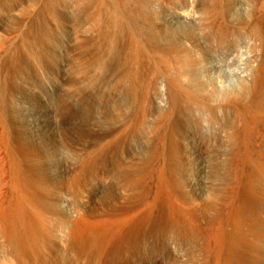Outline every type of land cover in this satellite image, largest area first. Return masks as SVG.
Masks as SVG:
<instances>
[{
    "label": "rangeland",
    "instance_id": "374dc122",
    "mask_svg": "<svg viewBox=\"0 0 264 264\" xmlns=\"http://www.w3.org/2000/svg\"><path fill=\"white\" fill-rule=\"evenodd\" d=\"M73 1L75 0H62L60 1L61 6L58 2L60 8H67V10H63L65 15L70 12L68 13V15L70 14L69 16L62 15L64 17L59 23L55 22L51 15H46L45 13L43 14L44 16L39 15L40 19L38 16L35 18L33 16V19L37 22L30 19L32 16L30 18L27 17L28 19H22V17L20 23L17 24L18 27L14 22L18 20L16 16H0V29L7 25L17 28L1 52L0 63L7 58L6 55L9 58L16 51H21L24 57L23 62L25 63L22 72L16 73L17 75L13 76V78L10 77V80L12 78L13 81H9V83H13L14 86L11 85L14 91L16 88L15 94L11 96L12 99L10 98V101L9 99H7L8 101L3 99L6 98L5 85H10L7 82L9 77L8 79L5 78L7 77L6 74L2 71L0 72V107H8V111L18 119L19 127L17 128V133L20 132L18 134L20 140H25L28 145L31 147L33 145L38 151L39 159L41 160L39 164L41 167H39L40 175L42 174L44 178L46 177L45 179L47 180L45 182L54 183L55 186L52 189L60 190L59 185L64 181L67 173L75 171L81 159L92 154L93 150L99 147L98 144L101 145V136H106L107 133L112 135V131L117 132L115 129H124V132L125 128H128L126 133H123L124 138L122 137L119 149H117V153L113 157L109 170L107 169L108 172L105 171L103 176L102 174H98L97 177L91 175L93 177L88 180L90 183L87 181L89 183L88 187H86L87 196L90 197L92 205L100 207L101 198H104L110 204L112 211H107L106 209L88 211L89 213H86L87 216H85L86 214L84 215L85 220L92 225H97L107 221H118L121 219L120 217H126L128 220L133 218L131 221L138 224L143 217H146L147 222L142 228L143 235L139 241L140 243L138 242L139 245L137 244L136 254L133 255L135 258H133L131 264H253L250 257H248L247 246L236 248L235 244H239L241 240L251 243L253 240L251 238L254 236L253 231L261 230L262 232V228H264V183L260 180L253 167L254 162L260 156L264 157V108L260 107L262 92L256 82L261 75V67L264 65V13L254 15L255 17L252 16V6L258 0H227L228 2L230 1L231 9L229 14L223 16L219 13L217 19H215L216 21L213 18L203 16L204 18H201L202 23L199 25L200 29L197 30L200 48L194 52V60L203 62V59L207 57L209 58L208 61L219 63L222 66L225 65L227 68L223 67L221 70L214 71L208 69V66H203L200 63L201 61H199L201 65L195 66L197 69L195 72H198L195 78L205 86L203 94L205 95L208 92L206 96L214 94L213 87H211L212 84L216 85L220 84L219 82H226L228 78L234 79L235 85L240 90L239 95H241L237 98L238 104L234 106L233 112L235 115L231 113L229 118L221 114L216 117L211 116L212 114L208 113L207 107H215L217 109L220 103L216 98L214 100L211 98L212 102L209 100L207 106L204 105L206 104L205 102L197 107L184 103L181 107H175L173 114L174 124H169V127L164 126L165 129L162 127L160 129L161 132H158H163L162 134L165 135L160 138L162 140V137L163 139L165 137L162 140L163 142L158 140L160 134L158 135L157 133L159 137H156L157 135L155 136L151 129L153 128L152 116H148L142 121L143 125L140 123L138 126L140 129L137 126V128H133L134 125L138 124H133L135 123L133 117L136 114V109H134L135 103L131 96V85L126 88L127 85L125 83L129 82V80L125 81V78L122 79V74L119 75L120 73L117 70L120 65L122 66L124 54L129 48L130 35L128 34L127 26H122L121 30L119 29V38L116 42L117 45L115 44V59L113 57H111L113 58L112 60L109 58L110 62L107 59V65L110 64V68L105 65L107 67L102 72V70L98 69L96 71L92 67L95 71L93 69L91 71L86 65L87 63L84 64L87 68L82 66L87 58L84 57L86 55L81 51L83 48L82 41H86L88 37L96 38L97 35H93L96 33H93L90 18L85 13V11L90 13L89 8L84 7L89 6L87 2L85 0ZM79 1L81 3L82 1L84 2L81 4ZM144 1L140 8L141 10H138V14L143 18L142 21L144 17H147L149 22L143 21L141 22L142 24L139 23L141 25L135 28V30H140L137 31L142 34L144 45L148 44L147 46H149L152 41L160 42L161 40V44H156L160 48H165L169 46L165 40L169 33L175 37L187 34L189 28L176 26L170 28L171 26L168 22L171 16L179 13L182 5L189 4L192 0ZM196 1L200 2L201 0ZM202 1L209 3L210 0ZM221 1L225 2V0ZM42 3L39 4V7ZM81 6L84 9L79 12L78 10H80ZM73 7L75 10H73ZM72 10L74 12L77 10L78 14L73 13ZM79 13H84L85 16H83L84 14L78 16ZM244 15H251L253 21H257V25L261 26L263 33L260 31L259 38L240 28L239 22L241 20L239 18L242 19ZM221 17L223 18L222 20L220 19ZM207 18L208 20H205ZM219 21L223 23L220 24ZM34 22L39 25H37L39 29L35 27L36 24ZM223 24L224 26L226 25L229 33L226 35L227 37L220 38L218 30L219 26H223ZM157 27L159 32L155 33L154 31L158 29ZM258 28L260 29V27ZM31 29L34 32L36 30H38L36 31L37 33L40 32L41 38L39 37V39H42L41 41H49L45 42L46 45L47 43L49 45V48L45 51L47 53L41 52L45 56L38 52L40 50L37 51L41 57L43 56L48 61L44 59L45 61L43 62V57L40 60L39 56V62L37 60L38 55L34 56L27 52L29 51L28 48L23 47L25 44L24 39ZM162 29L163 31L160 33ZM151 30L154 31L152 32ZM148 31L152 32L151 37L148 35L150 34ZM153 33L154 35H152ZM148 37H150V43H148ZM153 37L156 39L151 41ZM95 38H93L94 41L98 37ZM99 39H97L100 42L98 44L97 40L95 41L96 43L91 41L92 47L90 49L95 50L97 46L99 47V44L103 42ZM162 40L164 43H162ZM102 45L105 46L102 43L100 49ZM97 48L96 51L92 50V52H100ZM105 53L103 50L101 55L104 54L105 56ZM255 53L258 56V59H256V56L253 58L257 60V62L255 61L256 63L252 62L253 59L249 60L251 55H255ZM224 56L228 59L226 63L218 61ZM77 59L80 60L78 61ZM81 68L82 71H84V68L90 70H88L89 72L86 71L88 74H85L79 71ZM111 68L116 70L113 72ZM224 70L226 72H223ZM58 71L60 72L58 73ZM61 73L66 79L60 76ZM118 76L120 77L119 80L117 79ZM156 77L154 78L157 82L154 84L155 88L153 85L152 88L154 89H151L150 100L148 101L149 110L152 109V112L156 114H165L173 109L174 105L166 89V84L161 79L163 78L162 75H157ZM120 79L124 81L122 82ZM182 79L185 80L184 78ZM183 80L182 82L186 84V81ZM128 82L127 84L130 83ZM162 86H165L164 90H160ZM128 88L130 92L127 91ZM206 89L208 90L206 91ZM210 91L213 93L210 94ZM199 94L202 93L200 92ZM66 106L68 110H70V107L76 110H74V113L77 112V116H75L76 114L73 115L80 121L78 123L74 117L76 124L82 122L83 124L81 123V125H84L85 121L86 125L89 126V129L87 128L89 130V133L87 132L88 136L91 137V140H86L89 139L86 137L80 140L74 134L73 142L78 143V145L75 143L76 146H74L73 143H70V146L73 144L71 149L66 144L72 141V136H70L71 140L69 141L67 139L69 136L67 137L65 133L61 132L62 130L58 129L59 126H56L58 124L57 121L59 122L61 118L60 112L63 113L62 108H64V111ZM60 107L61 109H59ZM72 109L70 111L73 113ZM131 112L134 116H132ZM233 115L236 119L233 118ZM239 116L240 119H237ZM30 118L32 123L34 120H38L39 124L34 127L27 126L26 123ZM129 119L133 122L130 123ZM226 120L228 121L226 122ZM230 121L232 124H230ZM127 122L131 125H128ZM226 123L228 124L226 125ZM86 125L84 126L87 127ZM3 131L4 129L0 124V200H2L0 201V206L2 205L1 203H4L1 206L2 209L6 205L8 198L10 199L11 197L8 192L9 179L7 173L8 164L11 160L9 157L11 156H9V152L7 153L8 148L5 149L3 144ZM90 132L91 135L93 132L94 137L89 135ZM68 135H71V132ZM229 135L230 139L228 138ZM173 136L176 138V150L178 153L175 159L172 150H170L171 147L169 148L170 145L168 146L169 142H166ZM154 139L158 141H154ZM65 141L69 142L64 144ZM155 146H158V148L161 146L159 148L161 151ZM153 151L159 152V154L155 155ZM151 156L155 157L152 158ZM118 164L123 168H121L122 170L118 168ZM124 167L128 168V170L125 169V171L127 170L126 172H124ZM132 168L136 173H138V168L140 169L142 192L143 196H146L147 202L145 205L141 202L142 195L138 199L129 200L130 190L127 186H124L125 184L123 185L124 182L122 180L120 182L122 175L129 172V169L132 170ZM160 180L162 182L165 181V185L168 181L176 183L179 190L184 194L185 200L178 198L166 186H160ZM230 184L233 185V196L229 202L225 201L223 203L225 206L224 214L221 217H215L203 205L210 200L214 193H219L223 188L228 189ZM48 185L50 184L48 183ZM56 185H58L57 188ZM60 191H57L59 194L55 193V197L58 196L57 200H55L56 206L59 204L57 207H60V209L58 210L62 212L59 213L69 216L71 219L75 218V209H73L75 207L73 203L75 202L72 203L71 197L66 195L67 193L64 194L65 191ZM124 205L128 207L121 209ZM251 229L254 230L251 231ZM60 238L62 237L60 236ZM132 251V254L135 253L134 250ZM4 252L0 240V256L5 255ZM54 253L57 254L58 251ZM2 256L0 264H15L13 261H4L5 256Z\"/></svg>",
    "mask_w": 264,
    "mask_h": 264
},
{
    "label": "bare ground",
    "instance_id": "6f19581e",
    "mask_svg": "<svg viewBox=\"0 0 264 264\" xmlns=\"http://www.w3.org/2000/svg\"><path fill=\"white\" fill-rule=\"evenodd\" d=\"M60 1L62 0H0V16H7V15L16 16L18 20L17 22L16 21L14 22L17 25L20 23V19L22 17H23L22 19H28L27 17L30 18L32 16V18L30 19L35 20L33 19V16L35 18L36 16L39 17V15L41 16L46 13V15L47 14L51 15V17L54 18L55 22L59 23L61 19L64 17V16L62 17V15H65V11H63L65 8L62 9L58 6V2H59V5L61 4ZM88 1L85 0V2H87V5L89 6L88 7L84 6V7H86L87 9L89 8L90 13L85 11L87 9H85L84 11L85 13H87V16L90 18V21H91L90 24L92 25V29L94 32L92 30L91 31L93 33H96L93 35H97V37L103 41L102 43L105 44V46L102 45V47L104 46L103 50L106 53H105V56L104 54L101 55L103 53V50L101 51L102 47L100 49V45L102 43L99 44V47L96 44H94L98 47L96 48L100 50V52L97 51L99 52V54H97V52H92V50L94 49H90V48L92 47L91 43L94 41L93 38L95 37L93 38L88 37L86 41H82L83 43L81 42L83 44V48L81 47L82 48L81 51H83V54L86 55L84 57L85 58L87 57L86 59L83 57V59L86 60V62L83 60L84 61L83 65L81 63L83 67L87 68L86 65H88V68H90L91 71L92 69L94 71L95 69L96 71L100 69V71L102 70V72L105 71L104 69L107 66H108L107 68H110L109 66L110 64L107 65L108 64L107 62L108 60L110 62L109 58L111 57L114 58L116 54L115 46L117 45L116 42L118 41L117 39L119 38L118 37L119 29L122 26H127L129 30L128 31V34L130 35V40L128 43L129 48L126 50V54H124L125 57L123 56L124 59L122 61L123 63L122 66L120 65L121 67L120 66L118 67L117 65L119 69H117L116 67L115 68L118 70L120 74L118 72L116 73H118L119 75L122 74L121 75L123 76L122 79L125 78V81L127 79L129 80L130 83L127 81L129 84H127V82L125 83L127 85V86L125 85L126 88L128 87V85H131L130 91H132L131 96L135 103L134 109H136V112H135L136 114H134L135 116L133 115L132 112L134 111H132L131 113H132V116H134L133 121L135 123L133 124H138V125H134V127L132 126L134 129L137 128L140 125V123L142 124V121H144L148 116H152V127L153 128L151 129L153 130L156 136L162 127L164 128V126L166 127L169 124L170 125L174 124L173 114L175 112V107L177 106L181 107L182 105H184V103L192 104L197 107L198 105L201 106V104H204V102L206 103L204 105L207 106V103L209 102V100L210 102H212L211 98H213V100L216 98V100H218V102L220 103V106L218 107L219 109L218 108L216 109L215 107H212V108L207 107L208 113L210 115L212 114L211 116L216 117L221 114V115H226L229 118L231 116V113L234 114L233 112L235 108L234 106L238 104L239 102V101L237 102L238 100L237 98L241 96L239 95L240 90L237 88V86L234 83V79H229L227 77L228 79L225 78L227 80L226 82H223V83L219 82L220 84H216V85L209 84L211 85V87H213L214 94H212L213 92L210 91L211 92L210 94L212 95L210 96L208 94L206 96L208 92L205 95L203 94V92H205V86L201 82L197 81L195 78V76L198 75V72H195L197 70L195 66L201 65L200 63H202L203 66H208L207 67L208 69L214 70V71L221 70L223 67L224 68H227V67H225V65L222 66L219 63L210 62L208 61L209 58L207 57H206L207 60L203 59V62L199 60L201 61L200 63L198 60L197 61L194 60L195 59L194 52L200 48L199 46L200 39L199 37L197 38L198 36L197 30L200 29L199 25L200 23H202L201 18L203 16L205 17L207 16L215 20L217 19L219 13H221L223 16L228 15L231 9L229 5L230 1L228 2L227 0H225V2H222L221 0H218V1L210 0L208 3L202 0L200 2H197L196 0H192L189 4L182 5L179 9V13H177L174 16H171L169 18L168 23H170V26H171L170 28H174V26L182 27V28L187 27L189 28L188 32L187 34L181 37L172 36L170 33L169 35L167 34L168 36L166 37L165 40L169 46L165 48L164 47L160 48L158 44H156V43L161 44V40L160 42L152 41V39H156L154 37L151 38V41H152L151 43L152 45L150 44L151 46L150 45L147 46L148 44L144 45L142 41L143 39L142 34L139 33L140 30L139 29L135 30L137 26L142 24L141 22L143 21L149 22L148 21L149 19L147 17H144V20L142 21L143 18H141L138 14V10L142 7L143 2H145L144 0H88ZM41 2H43L42 3L43 6L40 5V7L42 6L40 8L39 4ZM83 2L84 1H82V3ZM82 7L83 6H81V8L79 7L80 10L78 9L77 10L80 12L81 10L84 9ZM252 9H253L252 16L260 14L262 12L264 13V0H258V2L254 3V5L252 6ZM65 10H67V8ZM73 10H75V8ZM77 10L76 12L73 11V13L78 14ZM68 13L70 12H67L66 15H68ZM82 14L79 13L78 16ZM83 16H85V14ZM252 16L251 15L249 16L244 15V17L241 16L242 19L239 18L241 20L239 22L241 27L240 26L239 27L242 30L244 29L245 32L247 31L251 35L253 34L254 37L258 36L259 38V34H261L262 32L261 26H258L259 24L257 25V21H253ZM222 17L220 18L221 20L223 19ZM39 19L37 18V20ZM205 20H208V18ZM219 23L222 24L223 22L219 21ZM224 24L223 26L222 25L219 26L218 31H219L220 38H224L229 33L226 28V25L224 26ZM37 25L38 24H36L35 27H37ZM258 27H260V29ZM16 29L17 28L15 26H8V25L3 26L0 29V55L3 49L5 48V45L8 39H10L12 35L16 32ZM33 29H31L32 31L30 30L29 34L26 35L24 39L25 44L23 47L28 48L29 51L27 52H30L34 56L38 55L37 58L40 56L39 53L45 56L44 54L47 53L45 51L47 48H49L48 43L46 45L45 42H49V41H44V42L41 41L42 39H39V37L41 38L40 32L37 33L36 31L38 30L34 32ZM37 29L39 28L37 27ZM123 31H120V32H123ZM162 31L163 29L160 31V33ZM152 32L148 31V33L150 34L148 33L147 34L151 37ZM154 32L158 33L159 28L155 29ZM93 35H89V36H93ZM152 35H154V33ZM150 37H148L149 39L148 43H150L149 42ZM163 40H162V43H164ZM95 41L94 43H96ZM221 41H218V42H221ZM98 42L99 41L97 40V44ZM94 45L93 47H95ZM96 48L94 51H96ZM41 52L43 53L45 52V53L42 54ZM6 56L7 58H5V60L0 63V72L1 71L4 72L7 76L5 78L8 79L9 77V80L7 81L8 84L13 85V83H9V81L10 82L13 81L12 78L13 76L17 75L16 73L23 71L22 69L23 67H25L24 66L25 63L23 62L24 57L21 51L14 52L13 55H11L9 58H8V55ZM255 56H256V53L255 55L252 54L251 55L252 58L250 57L249 60H252ZM42 57L40 56V60H42L41 59ZM78 58L80 57L78 56ZM113 58H111V60ZM44 59L45 58L43 57V62L47 60V59L45 60ZM256 59H258V56H256ZM37 60L40 62L39 58ZM227 60L228 59L224 56L221 60H218V61L226 63ZM253 60L252 62H255V61L257 62V60H254V61ZM0 61H1V56H0ZM22 63L24 64L22 65ZM84 64L86 65L84 66ZM92 67H94L95 69ZM85 68H84V71H82V68L79 71H82L83 73L88 74L86 73V71L89 72L88 70L90 69L87 70ZM115 70L112 69L113 72ZM260 71H261V75L258 77L256 82H257L258 88L261 89V92H262V98H261L262 101L260 103V107L264 108V65L261 67ZM59 72L60 71H58V73ZM223 72H226V70H224ZM76 73L78 74V72ZM157 75L158 76L162 75L163 78L161 79H163V81L165 82L166 89L169 92V95L171 96V100L174 105L173 109H171L169 112L165 114H156L152 112L153 111L152 109L149 110L148 101L150 100L151 89L155 88L154 84L157 82L156 81ZM60 76L63 77L62 73ZM10 77H12L11 80H10ZM154 77H156V79ZM119 78L120 77L118 76L117 79L119 80ZM182 78H184L185 80H183ZM122 79L120 80L122 81ZM182 80L186 81V84L188 85L184 84L185 82L183 83ZM10 85H5L4 90H5L6 98H3V99L6 101H8L7 99H9L10 101V98L12 99L11 96H13L15 94L14 92L16 91V88H15V91L13 89L14 85L13 86L11 85L12 87ZM153 85H154V88H152ZM164 87L162 86V89L160 90H164L163 89ZM207 90L208 89H206V91ZM127 91H129V88ZM200 92L202 94H199ZM67 106L64 111H63L64 108H62L63 113L60 112L61 118L59 122L57 121L58 124H56V126L57 125L59 126L58 129L62 130L61 132L65 133L67 137L72 136V141L69 142L71 140V137L70 138L68 137L67 139H69L68 141L69 143L65 141L64 144L68 143L66 144V146L69 145L70 143H73L74 146L78 145V143L75 142L76 143L75 145V143L73 142L74 134H76L80 140L85 139V137L89 138L86 140H91L90 139L91 137L88 136L89 126L86 125L85 121H84V125H86L87 127H85L84 125H81L82 122L80 124H76L77 122L78 123L80 122L75 117L77 116V112L74 113L75 109L73 110L70 107V110L71 109L73 110V113H72V111L68 110ZM7 108L0 107V124L2 128L4 129L3 131L4 143L3 144H4L5 149L8 148L7 153L9 152V156H11V157L8 156L9 158H11V160L9 161V164H8L9 168L7 169L8 179H9L8 181L9 191L8 192L11 197L10 199L8 198V201L3 209L1 208V206L4 203H1L2 205L0 206L1 208L0 209V240L2 242V246L5 251L4 252L5 255H3L5 257L3 260L10 261V262L13 261L15 264H38V263L40 264L41 263H44V264H84V263L85 264L86 263L87 264H111V263L131 264L133 258H135L133 257V255L136 254L135 250H137V244L143 235L142 228H143V225L145 226V223L147 222L146 217L145 218L143 217L144 219L140 218L142 221L139 220L140 222L138 221L139 222L138 224L131 221L133 218H131V220H128L126 219V217H120L121 219L119 218L120 220L118 221L117 220L107 221V222H104L102 224H97V225H94V224L92 225L91 223H89V221L85 220L86 218H84L85 216H87L86 213H89L88 211L91 212L95 209H106L107 211H112L110 204L104 198L103 199L101 198L100 207H94L95 205H92L90 197L87 196L86 187H88L87 185L90 183L88 181L90 180L89 178L93 177L91 175H94V177H97L98 174L99 175L102 174L103 176L104 172L107 171L108 168H110L113 157L115 156V153H117V149H119L118 147L122 141V137L126 133L128 128H125L124 132H123L124 130L123 127H122L123 130L115 129V131L117 132L112 131L113 132L112 135L110 134L108 135L107 133L108 136L107 135L101 136L100 142L101 141L102 142L101 143L99 142L101 145L98 144L99 147L96 146L98 148L97 149L95 148L96 150H93L92 154L88 155V152H87L88 156H85L83 159H81V162L75 168L76 170L74 169L75 171L73 172L71 171V173H67V176H65L64 181L60 185L58 184L60 186L59 187L60 190L65 191L64 194L67 193L66 195H69L71 197L72 203L78 202L77 204L75 203H73L74 205L72 204L73 206H75L73 209H75L74 214H76V216L75 218L72 216L73 219H71L69 218V216L60 214L62 213L60 212L61 210H58L60 209V207L59 208L57 207L59 206V204H57L56 206V201H55L57 200L56 198L58 197V196L55 197L56 196L55 193L60 190L52 189L55 186L54 183L47 181L50 184L48 185V183L45 182L47 180L45 179L46 177L44 178L42 174L40 175L41 172L39 171V169L41 167L39 164L41 160L39 159V153L36 150V148L33 147V145L31 147L30 145L27 144L28 142L26 143L25 140L23 141L21 139L23 142L20 140L19 135H18L20 134V132L17 133V128L19 127L18 119L11 112H9L8 111L9 109ZM59 109H61V107ZM73 114L74 115L76 114V115L74 116ZM129 116L131 117V115ZM74 117L77 120V122H75L76 120L74 119ZM233 118L236 119L235 116ZM58 119H59V115H58ZM237 119H240V116ZM227 121L228 120H226V122ZM132 122L130 121V123ZM31 123H32V119L30 118L28 119L26 125L27 126L30 125L34 127L39 124V121L34 120L32 125ZM227 124L228 123H226V125ZM230 124H232L231 121H230ZM70 132H71V135H68ZM162 133H158V135L160 134V137L157 135L156 137H159V139L158 138L156 139L161 140L160 139L161 136H165ZM66 135L64 136L65 138H66ZM89 135H91V132ZM92 135L94 137L93 132H92ZM229 137L230 135L228 136V138ZM59 139H60V136H59ZM164 139L162 137V140ZM158 140L154 139V141H158ZM162 140L161 142H163ZM166 142H169V144L168 143L166 144H168V146L170 145L169 148L170 147L172 148V149L170 148V150H172L174 159H175L176 156H178V153L176 150L177 145H176L175 136H173L172 138H170L169 141L167 140ZM73 144L71 146L69 145L70 149L73 146ZM161 146L159 148H161ZM155 147L158 148V146H155ZM74 149L76 150V148ZM159 152L158 153L154 152V153L156 155V154H159ZM160 156H161V153H160ZM254 163H255L253 166L254 170L256 174L259 175L260 180L264 183V157L260 156ZM118 168H120V170L123 169L122 167H120V165ZM125 169L128 170V168L124 167V172L127 171V170L125 171ZM130 169H129V172L122 175V178L120 176L121 178L120 182L122 180V182H124L123 185L125 184L124 186H127L129 188L130 190L129 200L132 201V200L138 199L142 195L141 202L143 205H145L147 202H146V196L145 195L143 196V192H142L143 190L142 181H141L142 177L139 174L140 169L138 168L137 170L138 173H136V171H134L133 168L132 170ZM52 183L53 185H51ZM159 184L160 186H166L167 189L171 191L172 193L176 194L178 198L185 200L184 194L182 193V191L179 190V187L176 183L172 181H168V183L166 182V185H165V181L162 182L160 180ZM58 185H56V188L58 187ZM232 196H233V185L230 184L228 189L223 188L219 193H216V194L214 193L212 197L210 198V200L204 203L203 206L209 213H211L215 217H218V216L221 217L225 211V206L223 205V203L225 201L229 202ZM263 197H264V194H263ZM83 202L84 204H82ZM127 207H128L127 205H124L122 206L121 209H124ZM262 229L264 230V228ZM252 230L254 229H251V231ZM263 230L262 232L261 230L260 231L254 230L255 232L253 231L254 236L251 238V240L253 239L251 243H247L246 241L241 240L239 244H235L236 248H239L240 246H247L246 248L249 251V253L247 251V253L249 254L248 257H250V260L253 264H264V232ZM60 236L62 238H60ZM132 250H134L135 253L132 254L133 252ZM57 251H58L57 254L54 253Z\"/></svg>",
    "mask_w": 264,
    "mask_h": 264
}]
</instances>
